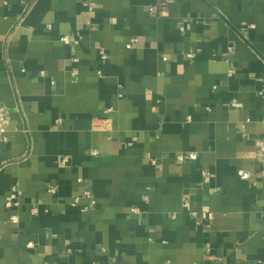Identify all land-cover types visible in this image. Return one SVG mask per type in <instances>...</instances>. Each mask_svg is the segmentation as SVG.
<instances>
[{
    "label": "crops",
    "instance_id": "crops-1",
    "mask_svg": "<svg viewBox=\"0 0 264 264\" xmlns=\"http://www.w3.org/2000/svg\"><path fill=\"white\" fill-rule=\"evenodd\" d=\"M159 1L0 0V264H264V0Z\"/></svg>",
    "mask_w": 264,
    "mask_h": 264
},
{
    "label": "built area",
    "instance_id": "built-area-1",
    "mask_svg": "<svg viewBox=\"0 0 264 264\" xmlns=\"http://www.w3.org/2000/svg\"><path fill=\"white\" fill-rule=\"evenodd\" d=\"M23 7H24V13H27L32 5L37 1V0H17ZM176 0H160L156 6L152 7L149 9V12L151 15H159L161 16L164 14L165 10H167L169 7H171ZM21 21V20H20ZM186 29H189L185 26L181 28L182 31H185ZM61 41L65 44H70L71 40L69 37L65 36L61 39ZM136 43V40H132L128 45L127 48L130 50L134 47V44ZM191 58L194 57V55L190 56ZM105 59V58H104ZM164 61H168L169 57L164 56L163 58ZM234 71L230 72L229 76H233ZM261 95H264V91L261 92ZM231 108H240L242 107V104H240L238 101H232L230 104ZM246 124L244 123L240 126V130L245 131L246 130ZM9 132H10V116L9 112L4 108L0 106V143L2 144H7L9 142ZM100 152L98 150H92L91 151V156L92 157H99ZM199 159L197 154H178L175 158L176 162L179 165H183L186 163H194L197 162ZM256 160L258 164L264 165V140L259 141L257 144V150H256ZM60 163L64 166L69 164V158L65 157L60 160ZM238 178L243 181V182H251L254 176V172L252 171H246V170H240L237 172ZM203 179L205 183H208L212 179V173L209 170H204L203 171ZM218 190H216L217 192ZM49 193L54 194L56 192L54 187H51L48 190ZM83 199L89 200L88 205H83ZM6 205L8 208H15L20 206V197L19 194H12L10 195L7 200H6ZM42 205L41 201H36L35 204L33 205V208L31 210V214L33 216L38 215L40 211V206ZM95 205V200L91 194L90 191L85 192L83 197H74L71 199L70 206L73 208H79L81 212L86 213L89 212L92 207ZM184 209L188 211L193 218H198L199 213L195 210H193L191 202L190 201H185L184 203ZM133 214H138L139 211L134 208L132 210ZM204 218L207 220L208 223H212L215 219L214 213H212L210 210H205L203 213ZM20 221L19 217L17 215H13L11 217V222L14 224H18ZM209 224V226H210ZM29 249L35 248L33 243H30L28 245ZM211 246H207V251L211 252Z\"/></svg>",
    "mask_w": 264,
    "mask_h": 264
}]
</instances>
